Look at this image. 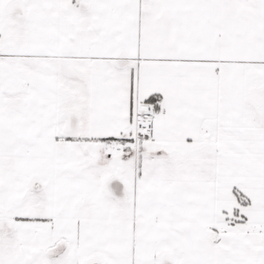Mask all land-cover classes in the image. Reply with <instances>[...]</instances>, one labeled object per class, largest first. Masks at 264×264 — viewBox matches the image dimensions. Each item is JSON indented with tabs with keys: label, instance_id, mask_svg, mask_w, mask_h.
Segmentation results:
<instances>
[{
	"label": "snow or ice",
	"instance_id": "1",
	"mask_svg": "<svg viewBox=\"0 0 264 264\" xmlns=\"http://www.w3.org/2000/svg\"><path fill=\"white\" fill-rule=\"evenodd\" d=\"M0 264H264V0H0Z\"/></svg>",
	"mask_w": 264,
	"mask_h": 264
}]
</instances>
